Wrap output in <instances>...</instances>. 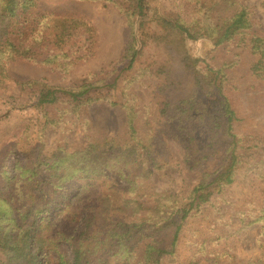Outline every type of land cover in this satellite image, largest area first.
<instances>
[{"label":"trees","instance_id":"1","mask_svg":"<svg viewBox=\"0 0 264 264\" xmlns=\"http://www.w3.org/2000/svg\"><path fill=\"white\" fill-rule=\"evenodd\" d=\"M87 1L120 10L129 38L111 72L74 88L71 108L121 107L127 131L88 129V142L72 148L65 115L54 112L57 87L46 80L22 85L35 96L43 142L34 145L35 125L27 126L16 145L24 166L0 189V264H164L187 227L191 249L184 264H264V35L254 30L250 9L243 0H178L167 15L146 8V0ZM39 3L0 0L2 79L17 59L67 74L95 54L92 22L41 12ZM148 20L164 28L162 42L151 47L140 40ZM189 35L210 45L207 68L189 59ZM148 75L164 78L155 90L162 120L155 134L148 133L151 122L138 125L131 92ZM48 128L60 131L50 145ZM169 140L185 151L182 168L201 173L179 191L166 178L181 164ZM241 180L246 203L235 209L229 190ZM255 225L261 226L259 252L238 260L230 239Z\"/></svg>","mask_w":264,"mask_h":264},{"label":"rangeland","instance_id":"2","mask_svg":"<svg viewBox=\"0 0 264 264\" xmlns=\"http://www.w3.org/2000/svg\"><path fill=\"white\" fill-rule=\"evenodd\" d=\"M243 2L252 13L254 30L264 35V0H243ZM144 4L148 9H158L167 15H172V9L178 5V0H146ZM38 7L41 12L78 15L86 18L93 23L97 31V45L92 58L80 63L67 74L53 71L46 65L23 59H17L8 65L7 77L5 79L0 77V189L6 185V179L12 178L16 171L24 166L25 156L18 148L16 149V145L18 142L24 141L22 138L27 126L35 125L33 144L43 142L39 129L43 119L34 107L36 100H33L35 97L32 95L33 92L22 86L26 82L46 80L49 84L57 87V104L55 106L59 111L54 112L57 115H61L63 112L65 115L64 137L66 143L72 148L82 147L88 142V129H91L94 134L120 133L122 136L127 131V113L121 107L94 103L82 108L78 113L71 108L76 103L73 93L76 86L90 80L93 74H101L102 70L111 72L112 68L121 61L129 38L127 17L113 4L101 1L40 0ZM153 23L148 20L142 24L140 30L141 43L146 47L158 45L163 39L164 28ZM187 45L188 56L192 62L203 68H207L211 64V49L207 42L199 41L189 35ZM163 80L164 78L161 76L148 75L131 87L138 108V125H145L149 121L153 126L148 133L155 134L157 128H161L160 98L155 96V90ZM254 117L263 116L255 112ZM59 136V130L48 128L45 138L43 137L45 140H43L47 145H50ZM148 138L154 139L152 135H149ZM168 147L181 164L173 165L168 170L166 178L170 179L173 189L179 191L184 184L191 186L201 176V173L182 168L185 157L182 145L169 140ZM212 167H215V164ZM245 185L247 183L241 180L229 190V194L232 196L230 205H233L235 209L246 203L241 200L244 196L242 194L248 192ZM190 232V228L187 227L176 250V255L163 257L164 264H184L186 262L185 256L191 249L187 239ZM260 232L261 226L255 225L246 229L240 237L230 239L235 242L232 247L235 249L233 253L238 260L247 261L257 255ZM225 242L222 241L220 245H224Z\"/></svg>","mask_w":264,"mask_h":264}]
</instances>
